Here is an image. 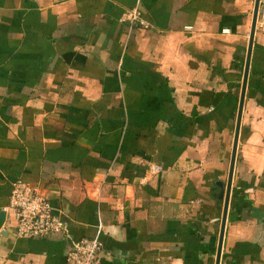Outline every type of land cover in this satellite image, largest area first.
Here are the masks:
<instances>
[{
    "label": "crops",
    "instance_id": "crops-1",
    "mask_svg": "<svg viewBox=\"0 0 264 264\" xmlns=\"http://www.w3.org/2000/svg\"><path fill=\"white\" fill-rule=\"evenodd\" d=\"M255 1L0 0V209L23 181L69 225L6 223L0 264L98 235L101 264H216ZM220 264H264V0Z\"/></svg>",
    "mask_w": 264,
    "mask_h": 264
},
{
    "label": "built area",
    "instance_id": "built-area-1",
    "mask_svg": "<svg viewBox=\"0 0 264 264\" xmlns=\"http://www.w3.org/2000/svg\"><path fill=\"white\" fill-rule=\"evenodd\" d=\"M122 22L131 27L149 29L150 24L136 7L126 12ZM161 167H154L158 172ZM6 223H13L19 239H48L56 235H68L67 221L57 213L45 192L37 186L17 181L12 186ZM104 243L100 235L94 239H81L72 242V249L67 257L68 264H101Z\"/></svg>",
    "mask_w": 264,
    "mask_h": 264
},
{
    "label": "water",
    "instance_id": "water-1",
    "mask_svg": "<svg viewBox=\"0 0 264 264\" xmlns=\"http://www.w3.org/2000/svg\"><path fill=\"white\" fill-rule=\"evenodd\" d=\"M260 2H261V0L255 1L252 28H251V34H250V42H249V48H248L247 60H246L244 78H243L241 99H240L239 111H238V117H237L236 129H235V136H234V143H233V149H232V157H231L229 175H228L226 189H223L221 191V196H220V198L224 201V208H223V215H222V223H221V231H220V238H219L216 264H220V261H221L223 241H224V235H225L226 223H227V217H228V210H229V204H230V198H231V192H232L234 169H235V163H236V157H237V151H238V143H239L242 115H243V109H244V100H245V96H246V88H247V82H248V75H249V69H250V63H251L252 49H253V43H254V36H255V32H256V24H257V20H258ZM6 220H7L6 211L0 209V235H3L4 233H6L4 230Z\"/></svg>",
    "mask_w": 264,
    "mask_h": 264
}]
</instances>
